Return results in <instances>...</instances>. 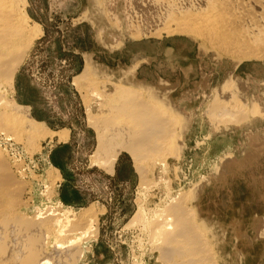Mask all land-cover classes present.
<instances>
[{"label":"rangeland","instance_id":"1","mask_svg":"<svg viewBox=\"0 0 264 264\" xmlns=\"http://www.w3.org/2000/svg\"><path fill=\"white\" fill-rule=\"evenodd\" d=\"M164 1L27 0L43 34L17 73L14 90H1L4 98L30 107L47 132L31 139L22 125L16 133L0 128V154L25 188L28 206L17 212L33 216L54 208L67 213L72 223L66 226L80 220L79 228L90 229L95 223L97 237L75 264H180L184 258L163 256L167 244L150 226L183 198L207 264H264V57H234L189 33L167 35L165 28L192 11H165ZM195 1L203 9L205 0ZM255 2L261 0L215 6L234 19L246 16L243 27L235 28L243 32L253 21L264 24V10ZM248 28L250 34L254 28ZM252 42L264 55V41L259 47ZM86 71L87 79L77 83ZM228 78L248 100L247 115L239 122L213 121L206 110ZM116 84L157 91L183 116L176 131L179 155L162 156L164 165L146 161L143 182L125 152L112 175L92 160L96 135L87 114L107 112L99 95L114 94ZM64 130L65 142L50 135Z\"/></svg>","mask_w":264,"mask_h":264},{"label":"bare ground","instance_id":"2","mask_svg":"<svg viewBox=\"0 0 264 264\" xmlns=\"http://www.w3.org/2000/svg\"><path fill=\"white\" fill-rule=\"evenodd\" d=\"M215 1L220 3L224 0ZM262 1L261 3H259L260 1L255 2L257 9L264 10ZM215 3L225 6L224 3ZM216 4L212 0H205L202 9L195 0L164 1L163 7L165 11H181L179 7H182L184 11L185 9L192 11V15L189 14L190 18L186 16L175 20L176 22L173 21L174 24L172 23V25L165 28L164 33L171 35L180 32L196 35L200 39H205L206 42H211L210 44L219 46L227 54L248 58V60L249 58L260 59L264 57L260 52L255 51V46L252 45L253 40L256 46L260 44V41H264V24L261 25L262 27H256V22L252 20L253 23H251L250 27L255 30L253 29L252 31V28L249 29L247 27L249 31H252V35L247 33V28L243 30V32L246 31L247 35L252 36L250 38L246 37L249 39L255 38L252 39L250 44L249 39L244 36L245 33L243 34L242 31H239V28H237L238 30L235 29L239 26L243 27L245 19H247L246 16H243L245 17L244 20L234 19L227 15V10L224 11L226 8L222 6L217 11L218 5L215 6ZM213 6L215 11H206L207 8L213 9ZM226 7L229 8L228 6ZM27 8V0H0V128L2 127V130L12 133L17 129L16 127L22 125L27 132L23 131L28 133L27 136L33 139L42 134L41 132H47L46 126L35 121L30 107L19 105L14 99L8 100L6 97L4 98L1 90L3 87L10 89L9 92L14 90V81L17 73L28 57L34 41L43 34L41 27L32 21ZM262 14L264 15V11ZM261 15L257 17L262 18ZM254 16L256 15L254 14ZM253 17L251 18L253 19ZM261 18L255 20L260 21ZM246 21L248 22V20ZM248 24L246 23V25ZM257 42L259 43L258 45ZM258 47H256V50ZM88 73L87 71L84 72L82 74L84 76L81 75L82 78H80L81 76L77 77L76 81L87 79L86 74ZM78 85L80 86V83ZM96 85L98 86V83ZM115 88L116 90L112 95H99L103 101L100 107L106 108V113L103 112L97 116L90 112L87 114L88 125L94 130L96 135V146L92 154V160L96 167L104 168L112 175L115 172L120 155L125 152L133 160L134 167L143 182L145 177H143V174H145L144 163L146 161L151 160L153 164L158 162L164 165L165 160H161L162 156L168 155L170 157L172 155L171 157H173V155H179L180 146L176 131L178 123H180L179 119H182L183 116L180 115L179 109L173 107L168 99L164 95L157 93V91H148L146 88L142 91L139 88L141 89L140 91L121 84H116ZM253 102V108L255 109L259 102L258 100ZM248 104V100L240 96L239 91L234 87L233 81L228 78L220 89L216 91V97L206 111H208V117L213 119V121H223L224 123V120L225 122L230 120L239 122L245 119ZM50 135L51 137L57 136L63 142L68 140L69 136L67 130L51 133ZM1 154L0 263L75 264L85 252L90 250L91 242L95 241L97 237L96 227L94 228L95 223L92 224L96 220H92V227L87 229L88 226H85V224L84 228H79L80 220L77 222L79 227L76 224L66 226V223H70V219L66 216L67 213L63 215L59 213L61 210L57 211L54 208H47L43 212L39 211L33 216L19 214L18 210L27 209L28 206L23 200L25 188H23L21 180L19 181L16 178L15 173H12L9 164L5 160L6 158L4 159L3 154ZM178 200L177 203H171L172 207L167 213L169 214L167 217L161 218L163 216L160 215L154 223L152 222L150 230L156 236L161 234L162 237H160L165 240L167 245L165 249H162V254L165 258L171 260L177 255V257L179 256L178 258H181L179 260L184 258L180 264H205L207 253H205L206 249L204 250L200 233L196 229L197 226L195 227L190 222L192 218L188 214L189 211L187 212L185 205L181 204L183 203L181 201H187V199L182 198L180 201L178 198ZM134 216L137 218L136 215ZM62 222H65L63 227L53 230L54 227H60L59 225ZM51 228L55 232L51 233Z\"/></svg>","mask_w":264,"mask_h":264}]
</instances>
